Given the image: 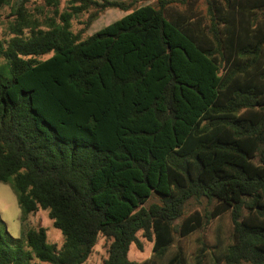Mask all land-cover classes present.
Returning <instances> with one entry per match:
<instances>
[{
	"label": "trees",
	"instance_id": "trees-1",
	"mask_svg": "<svg viewBox=\"0 0 264 264\" xmlns=\"http://www.w3.org/2000/svg\"><path fill=\"white\" fill-rule=\"evenodd\" d=\"M61 1L0 0V183L62 236L0 220V264H264V0Z\"/></svg>",
	"mask_w": 264,
	"mask_h": 264
},
{
	"label": "rangeland",
	"instance_id": "rangeland-1",
	"mask_svg": "<svg viewBox=\"0 0 264 264\" xmlns=\"http://www.w3.org/2000/svg\"><path fill=\"white\" fill-rule=\"evenodd\" d=\"M29 3V11L33 16V21L37 23L39 28L46 26L47 24V16L52 17V13L49 12L48 8L44 6L43 0H30ZM65 1L62 0L59 5V12L63 11L65 6ZM111 1H119L127 4L131 1L137 0H111ZM155 0H139V3L149 4L153 3ZM128 11H122L120 9H108L104 13L97 18L92 25L87 29L84 33V37L86 35H92L93 33L99 31L105 26L111 24L122 18L127 14ZM9 8L5 7L0 12V38L7 39L9 38V24L12 22V18L8 17ZM84 16H79L74 18L71 22V29L74 32H77L80 29V21H84ZM6 65L4 60L0 57V76L6 75ZM212 207V203H207L206 200H201L200 202L189 201L185 207V211L191 212L193 210H204L210 209ZM0 220L3 222L5 226V230L7 235L12 239H18L20 233L22 231L21 225L23 229L27 228H37L42 227L46 231V239L47 243L56 246H59L62 243V236L60 232L55 229L52 225V221L47 216V211H38L33 213L25 218V220L21 223V211L19 205L17 203L16 194L11 186V184L0 183ZM139 240L142 244V250L137 249L135 246L131 245L129 251L127 253V258L130 261L142 262L146 260L151 254L152 244L138 236ZM108 241L98 236L97 242L92 249L90 257L87 260V264H102L103 260L107 256L108 250Z\"/></svg>",
	"mask_w": 264,
	"mask_h": 264
}]
</instances>
